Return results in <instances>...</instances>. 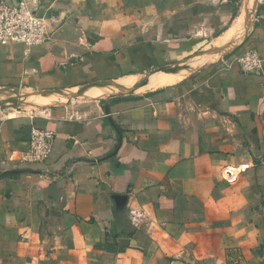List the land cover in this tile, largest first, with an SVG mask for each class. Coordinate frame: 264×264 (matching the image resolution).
<instances>
[{"label":"crops","instance_id":"0c3cea01","mask_svg":"<svg viewBox=\"0 0 264 264\" xmlns=\"http://www.w3.org/2000/svg\"><path fill=\"white\" fill-rule=\"evenodd\" d=\"M33 1L49 39L0 41V264H264V0Z\"/></svg>","mask_w":264,"mask_h":264},{"label":"built area","instance_id":"2783aa9c","mask_svg":"<svg viewBox=\"0 0 264 264\" xmlns=\"http://www.w3.org/2000/svg\"><path fill=\"white\" fill-rule=\"evenodd\" d=\"M33 0H0V41H9L31 47L44 44L55 26V17L43 14ZM243 70L257 64L254 55L245 54L238 59ZM53 133L31 127L29 151L25 154L30 164L42 163L52 154Z\"/></svg>","mask_w":264,"mask_h":264},{"label":"water","instance_id":"95a60500","mask_svg":"<svg viewBox=\"0 0 264 264\" xmlns=\"http://www.w3.org/2000/svg\"><path fill=\"white\" fill-rule=\"evenodd\" d=\"M18 92L19 91L17 89L7 91V94L11 95L13 98L14 101L13 108H15L18 103Z\"/></svg>","mask_w":264,"mask_h":264},{"label":"bare ground","instance_id":"6f19581e","mask_svg":"<svg viewBox=\"0 0 264 264\" xmlns=\"http://www.w3.org/2000/svg\"><path fill=\"white\" fill-rule=\"evenodd\" d=\"M163 82V81H162ZM158 83V82H157ZM159 85V84H158Z\"/></svg>","mask_w":264,"mask_h":264}]
</instances>
